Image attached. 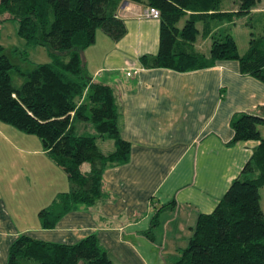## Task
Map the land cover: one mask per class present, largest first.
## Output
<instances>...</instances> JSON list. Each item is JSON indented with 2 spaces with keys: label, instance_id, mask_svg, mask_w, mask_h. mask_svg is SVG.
Here are the masks:
<instances>
[{
  "label": "crops",
  "instance_id": "1",
  "mask_svg": "<svg viewBox=\"0 0 264 264\" xmlns=\"http://www.w3.org/2000/svg\"><path fill=\"white\" fill-rule=\"evenodd\" d=\"M114 1L123 35L113 40L97 28L82 58L88 79L114 92L128 159L103 169L100 199L41 228L37 212L69 190L67 175L38 138L0 139V264L19 234L65 244L94 234L112 264H167L186 246L196 216L213 209L257 144H229L228 120L237 112L264 115V83L240 74L235 60L184 72L143 67L139 57L158 50L159 20L143 18L140 3ZM224 1L226 9L235 7L234 0ZM263 10L264 0H258L250 13ZM245 18L210 21L209 34L199 32L192 48L206 54L213 31L230 33ZM258 128L262 135L264 126ZM74 131L93 132L81 121ZM112 150L111 140L100 152Z\"/></svg>",
  "mask_w": 264,
  "mask_h": 264
},
{
  "label": "trees",
  "instance_id": "2",
  "mask_svg": "<svg viewBox=\"0 0 264 264\" xmlns=\"http://www.w3.org/2000/svg\"><path fill=\"white\" fill-rule=\"evenodd\" d=\"M159 12L158 50L142 55L145 68L178 72L235 60L238 71L264 83V10L252 15L258 0H130ZM230 3H232L230 1ZM112 0H0V20L13 19L16 33L26 45L44 46L48 63L15 64L0 45V121L34 134L50 159L67 175L70 188L37 212L41 228L53 227L76 205L89 206L101 198V173L127 161L129 144L119 135L118 105L109 85L86 76L82 50L95 30L111 39L124 33ZM231 7V6H230ZM3 17V18H2ZM246 17L247 47L238 53L226 30L210 34L207 53L192 48L196 35H208L209 22ZM184 21L180 27L177 23ZM202 22L200 31L196 23ZM15 76L21 81L12 82ZM77 121L91 125L92 133L77 134ZM228 126L229 144L256 141L242 165L209 213H199L186 246L167 264H264V212L258 189L264 186V115L233 113ZM107 137L113 150L103 154L96 138ZM6 264H112L94 234L75 243L41 241L19 234L10 242Z\"/></svg>",
  "mask_w": 264,
  "mask_h": 264
},
{
  "label": "rangeland",
  "instance_id": "3",
  "mask_svg": "<svg viewBox=\"0 0 264 264\" xmlns=\"http://www.w3.org/2000/svg\"><path fill=\"white\" fill-rule=\"evenodd\" d=\"M3 18V17H2ZM184 21V18L180 19L177 23L180 26ZM212 24V22H210ZM197 27L200 28L201 24L198 23ZM233 36L238 53H242L247 47L248 28L243 24V21H238L236 25H232L229 29ZM209 42V40H207ZM208 44V43H207ZM0 45L4 49V53L11 57V60L15 64H20L25 67V63H48L52 61V57L48 50L44 46H29L26 45L24 40L16 33V22L13 19L0 20ZM207 47V46H206ZM20 79L13 76L12 82L19 84ZM9 128V129H7ZM16 134L28 135L37 138L34 134L24 133L8 123L0 121V139H6V136L13 137ZM264 135V132H262ZM97 142L98 150H103L105 145L111 140L107 137H102ZM11 151V150H8ZM260 194V208L264 212V186L258 189Z\"/></svg>",
  "mask_w": 264,
  "mask_h": 264
},
{
  "label": "built area",
  "instance_id": "4",
  "mask_svg": "<svg viewBox=\"0 0 264 264\" xmlns=\"http://www.w3.org/2000/svg\"><path fill=\"white\" fill-rule=\"evenodd\" d=\"M141 16L143 18H148V19H158L159 18V12L156 8L154 7H144Z\"/></svg>",
  "mask_w": 264,
  "mask_h": 264
}]
</instances>
